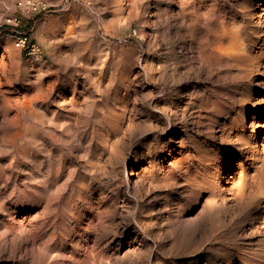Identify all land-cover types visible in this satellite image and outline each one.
I'll list each match as a JSON object with an SVG mask.
<instances>
[{
  "label": "rangeland",
  "instance_id": "rangeland-1",
  "mask_svg": "<svg viewBox=\"0 0 264 264\" xmlns=\"http://www.w3.org/2000/svg\"><path fill=\"white\" fill-rule=\"evenodd\" d=\"M43 1V61L0 37V264H263L264 2Z\"/></svg>",
  "mask_w": 264,
  "mask_h": 264
},
{
  "label": "built area",
  "instance_id": "built-area-1",
  "mask_svg": "<svg viewBox=\"0 0 264 264\" xmlns=\"http://www.w3.org/2000/svg\"><path fill=\"white\" fill-rule=\"evenodd\" d=\"M17 9L20 12L12 18H6L0 24V37L7 36L14 42L16 48L21 50L23 54L34 62H41L44 59V51L42 47L32 38L33 19L47 17L55 13L48 3L43 0H20L17 3ZM23 17L29 21L24 23ZM133 37H137V31H133Z\"/></svg>",
  "mask_w": 264,
  "mask_h": 264
},
{
  "label": "bare ground",
  "instance_id": "bare-ground-1",
  "mask_svg": "<svg viewBox=\"0 0 264 264\" xmlns=\"http://www.w3.org/2000/svg\"><path fill=\"white\" fill-rule=\"evenodd\" d=\"M262 2H264V0H262ZM237 49H238L237 38L233 36L230 38L228 44H225L223 42L218 44L217 53L220 55H233L236 54ZM244 191H245L244 188H240V190L237 191L238 196L243 197L245 194ZM260 219L264 221V212ZM259 259L263 260V264H264V256L263 255L259 256Z\"/></svg>",
  "mask_w": 264,
  "mask_h": 264
},
{
  "label": "crops",
  "instance_id": "crops-1",
  "mask_svg": "<svg viewBox=\"0 0 264 264\" xmlns=\"http://www.w3.org/2000/svg\"><path fill=\"white\" fill-rule=\"evenodd\" d=\"M44 32H45L44 28H42V29L40 28L39 31H38V34L41 37V40H42V36L44 35Z\"/></svg>",
  "mask_w": 264,
  "mask_h": 264
}]
</instances>
